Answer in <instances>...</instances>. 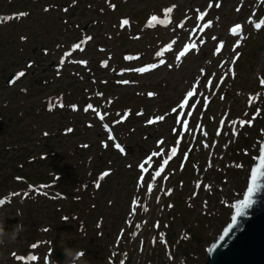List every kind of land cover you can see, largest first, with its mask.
<instances>
[{"label":"rangeland","instance_id":"rangeland-1","mask_svg":"<svg viewBox=\"0 0 264 264\" xmlns=\"http://www.w3.org/2000/svg\"><path fill=\"white\" fill-rule=\"evenodd\" d=\"M262 19L264 0H0V227L23 226L0 264H26L14 261L26 249L31 264H68L73 249L85 253L77 264H201L264 133ZM38 181L50 191L28 189Z\"/></svg>","mask_w":264,"mask_h":264},{"label":"water","instance_id":"water-1","mask_svg":"<svg viewBox=\"0 0 264 264\" xmlns=\"http://www.w3.org/2000/svg\"><path fill=\"white\" fill-rule=\"evenodd\" d=\"M264 136L259 145L258 154L250 169L247 184L240 198L232 205L231 215L220 233L206 248L202 264H264ZM258 177L259 190L252 197V204L237 216V226L225 235V229L232 225L233 216L237 215L245 200L253 175ZM221 237H224L222 240ZM53 254L60 258L61 252L53 249Z\"/></svg>","mask_w":264,"mask_h":264},{"label":"snow or ice","instance_id":"snow-or-ice-1","mask_svg":"<svg viewBox=\"0 0 264 264\" xmlns=\"http://www.w3.org/2000/svg\"><path fill=\"white\" fill-rule=\"evenodd\" d=\"M217 6H218V5H217ZM209 7H211V4L209 5ZM238 10H239V9H238ZM171 11H172L171 8L166 9V10H165V15H166L165 20H163V21H159V22H160V23H167V14H168V13H171ZM21 15H22V14H21ZM203 18H204V13H200V15L198 16V19H199V20H202ZM155 22H157V18H156L155 16H153V17L150 19V21H149V25H152V24H154ZM250 22H251V21H250ZM126 24H128V21H127V20H123V21H121V26H122V27H123L124 25H126ZM210 25H211V22H208V24H205V25L200 26V30L202 31L203 28L209 27ZM262 25H264V19H262L260 23H256V24H255V27H256L257 29H259ZM240 29H241V26H240L239 24H237V25H235L232 29H230V31L232 32L233 35H236V34L240 31ZM193 31H195V30H193ZM88 39H90V37H89ZM213 39H215V37H213ZM83 43H84V41H81L79 44H74V45H73V49L81 48V46H82ZM238 44H239V41H237V45H238ZM222 46H223V42H221V44L216 48V52H217V53L220 52ZM195 47H196V44H195V43H193V44H191V45H187V44H186V45L184 46V49H183V50L177 55L176 59L179 61L180 58H181L182 56H184V55L190 50V48H195ZM65 55L67 56L68 53H66ZM158 55H159V53H158ZM126 58H127V59H131L130 57H126ZM63 62H64V60H63V58H62L61 63H63ZM79 63L85 64V63H87V62H86V61H79ZM105 63H106V62H105ZM161 63H163V61H161ZM149 67H151V68H155V67H157V65L153 64V65H150ZM146 70H147L146 68L136 69V71H139V72H144V71H146ZM202 71H203V70H202ZM23 75H24L23 72L17 73V77H19V76H23ZM221 79H223V78H221ZM121 83H125V84H127V83H129V81H121ZM209 84H211V81H209ZM261 84H264V79H261ZM98 95H99V93H98ZM149 95L152 96V95H154V93H149ZM193 96H194V90H193V91H189V92L186 94V96L184 97V101L180 104L179 107H180V108L185 107V105L189 102V98H191V97H193ZM205 104H207V98H205ZM61 106H63V105H61ZM49 107L51 108V104L49 105ZM71 107H72L74 110H75V108H76L75 105H71ZM89 109H92L93 111H97L96 109L93 108V106H92L91 104L86 105V107H85L84 110H85V111H88ZM172 111H173V112H176L177 109H176V108H173ZM97 115L100 116V119H103V116L100 115V113H99L98 111H97ZM126 116H127V113L124 114V117H122V119H123V118H126ZM163 119H164L163 116L155 117L154 119H149V120L147 121V123H148V124H152V123H155V122L160 121V120H163ZM180 122H181V121H180V119H179V117H178V118H177V123H180ZM184 123H185V125H187V121H185ZM222 123H223V122H222ZM240 123H241V124H244L245 121H241ZM104 127L107 128L108 125L105 124ZM68 131H71V129H68ZM109 139H112V136H111V135L109 136ZM158 143H162V142H158ZM177 144H179V140L177 141ZM116 147L119 148L120 146H119V145H116ZM176 151H177V149H176L175 147L171 149L168 158L165 159V160L163 161V163L161 164L160 169H158V170L153 174V180H155L156 177L160 175V173L163 171L164 166L167 164L168 159H170L171 156L175 155ZM261 151L264 152V148H262ZM160 154H162V153H152V156H156V155H160ZM186 155H187V154H186ZM150 163H151V157H148L143 163H141V164L139 165V167H140L142 173H144V172L147 171V169L145 168L144 165H145V164H150ZM107 175H108V173H107V172H104V173L101 174V178H103L104 176H107ZM143 179H144V177H143V175H142L141 178H140V181L142 182ZM152 188H153V184H152V183H149V184H148V191L151 192V191H152ZM258 190H259L258 177L254 174L253 177H252V182H251V184H250V186H249V189H248V194H247L245 200L242 202V204H241V206H240V210L237 212V215H236V216H233V218H232V225L229 226V229H225V235H228V234H229V231H230L231 229H233L234 227L237 226V216H238V215H242V214H243V209L249 207V206L252 204V202H253V201H252V197H253L254 193H255L256 191H258ZM3 203H4V201H3V200H0V204H3ZM136 204H137V201H136V200H133V205H136ZM144 210L147 211V208H145ZM137 227H140V225H137ZM221 239L223 240L224 237H221ZM33 247H35V246L33 245ZM29 259L35 260L36 257L32 256V257H29Z\"/></svg>","mask_w":264,"mask_h":264},{"label":"clouds","instance_id":"clouds-1","mask_svg":"<svg viewBox=\"0 0 264 264\" xmlns=\"http://www.w3.org/2000/svg\"><path fill=\"white\" fill-rule=\"evenodd\" d=\"M23 226L22 225H17L11 233H8L7 231L4 230L3 227H0V245L4 244L6 241L7 242H14L19 235V232L22 231ZM69 251L71 252V255H69ZM65 251V257L67 259L68 264H77L78 261L82 259L84 256V252L82 250H69Z\"/></svg>","mask_w":264,"mask_h":264},{"label":"trees","instance_id":"trees-1","mask_svg":"<svg viewBox=\"0 0 264 264\" xmlns=\"http://www.w3.org/2000/svg\"><path fill=\"white\" fill-rule=\"evenodd\" d=\"M129 17V16H128ZM244 145H246V142H244ZM21 178H24L22 176H20ZM32 183V182H31ZM37 183H43L42 181H38V182H34L33 184H37ZM200 243V242H199Z\"/></svg>","mask_w":264,"mask_h":264}]
</instances>
